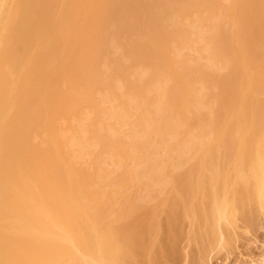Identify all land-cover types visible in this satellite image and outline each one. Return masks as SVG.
Instances as JSON below:
<instances>
[{
  "label": "bare ground",
  "instance_id": "obj_1",
  "mask_svg": "<svg viewBox=\"0 0 264 264\" xmlns=\"http://www.w3.org/2000/svg\"><path fill=\"white\" fill-rule=\"evenodd\" d=\"M139 169L172 191L119 201ZM257 216L264 0H0V264L204 260Z\"/></svg>",
  "mask_w": 264,
  "mask_h": 264
},
{
  "label": "rangeland",
  "instance_id": "obj_2",
  "mask_svg": "<svg viewBox=\"0 0 264 264\" xmlns=\"http://www.w3.org/2000/svg\"><path fill=\"white\" fill-rule=\"evenodd\" d=\"M123 124L121 125L122 128L119 127V129H118L119 134L121 136H124L127 133H129V130L131 128V125H130L131 123L127 122V124L126 123H123ZM170 150L168 151V154L166 152H164V153L162 152L163 153L162 154L161 153V150H160L161 155L157 151L156 152L154 151V153H156L157 155L159 154V156H156V154L154 156L158 160L160 159L159 162L162 163V164H164V166H165L167 164V162L170 160V156L172 154V153H170ZM171 152H173V154H174V151L171 150ZM85 158H86V155H85ZM79 161H80V159H79ZM85 161H88V160H85V159L82 158L80 162L81 163L82 162L84 163ZM105 162L106 163H105V165H103V167L105 166V168H106L105 170H107L109 168V170H107V173H109V171H111L110 174H108V175H110V177H112L115 174H117L116 172L118 170H120V169H118L116 171L115 170L116 169V165H114L113 163H111V161L109 162V161H107L105 159ZM110 164L113 165V166H110ZM110 168H112V169L114 168L113 171L115 170V172L112 173V170H110ZM140 171L141 170L139 169L138 170V173L139 174H137L140 177L137 176V178H138L137 180L135 178V181H136V182L134 181L135 183H133L132 181L131 182L133 184L132 183H129V182L127 183V181L125 182V184L127 183L126 187L124 186V188L126 189V191L124 189L125 194H124V191H123V187H122V189L120 188V190H122L121 191L122 192L121 195H119V193H121V192H119L118 189H116L117 192H115V193L118 194L119 201H124L125 202V200L127 201V199H124V198H128V197L129 198H132L133 196H136V197L140 196V197H142L144 195V193H145L144 196H146V194H148L149 191H150V194L152 196L153 195L155 196V194H157L158 195V200L157 201H159L160 199L165 198L166 195H167V193H169L170 191H172L173 188H172V183L171 182H169L165 187L164 186L163 187L162 186H157L158 183H157L156 186H154L155 183H156L155 182V179L159 180V178L153 177V178H155L154 181L153 180L151 181L150 179H147L146 180V178H143V174L144 173H142ZM148 180H150V182ZM147 181L149 183H151V182H155V183L148 184ZM164 181H166V179H164ZM164 181L162 179V180H159L157 182H163L164 183ZM146 186H148V187H146ZM159 187L160 188L162 187V188L160 189ZM105 189H106V187H105ZM163 190H164V192H163ZM141 192H143L142 193V196H141ZM129 193H130V196L127 195L124 198L122 197V196H125L126 194H129ZM119 196L122 198V200H121V198H119ZM136 197H133V198H136ZM152 198L156 199L157 197H152ZM154 199H153V201H150L151 204L153 202L154 203L156 202V201H154ZM243 222L244 221H241V220L239 222V220H238L239 227L236 226L237 228L234 229L237 232H235L234 230L232 231V232H234V234L232 235L233 237L230 238L231 242L229 241V244H230L229 245V248L228 247L226 248L225 246H224L225 248L218 247V246L215 247L214 246L213 248H211V249L208 250V252L206 254L207 256L204 257V260H202V259L201 260L200 259L198 260V258L200 257V254L198 253L197 249L195 248L196 246L192 245V246H194L192 248L193 251H189V252H191L193 255L192 254H189V253H188V255H190V256L192 255L193 256V259L190 258V262H188L189 259H187L184 262V258H185L184 256L185 255L183 256V253H182L180 255L182 257H184L183 260H182V258H179V257H181V256H179L178 259L179 260L181 259V260L180 261H177L176 264L177 263H179V264H190V263L191 264L192 263L193 264H260L261 262L264 261V217L263 216L254 217V220L253 221L247 222L249 224H246L244 222V226H243ZM182 244H183V242H182ZM195 249H196V251H194ZM188 255H186V257ZM187 258H189V257H187ZM167 264H169V263H167Z\"/></svg>",
  "mask_w": 264,
  "mask_h": 264
}]
</instances>
